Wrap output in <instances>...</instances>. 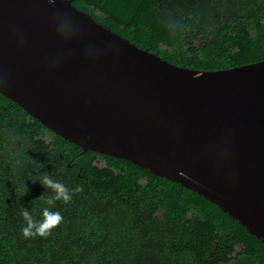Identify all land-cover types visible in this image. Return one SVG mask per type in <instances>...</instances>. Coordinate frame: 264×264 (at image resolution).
<instances>
[{
  "label": "water",
  "instance_id": "water-1",
  "mask_svg": "<svg viewBox=\"0 0 264 264\" xmlns=\"http://www.w3.org/2000/svg\"><path fill=\"white\" fill-rule=\"evenodd\" d=\"M0 94L83 151L196 192L264 243V59L178 66L71 0H0Z\"/></svg>",
  "mask_w": 264,
  "mask_h": 264
},
{
  "label": "trees",
  "instance_id": "trees-1",
  "mask_svg": "<svg viewBox=\"0 0 264 264\" xmlns=\"http://www.w3.org/2000/svg\"><path fill=\"white\" fill-rule=\"evenodd\" d=\"M159 57L215 70L264 59V0H71ZM70 189L47 238L40 179ZM25 193V194H24ZM24 194V195H23ZM0 264H264V243L217 204L128 160L83 151L0 94Z\"/></svg>",
  "mask_w": 264,
  "mask_h": 264
},
{
  "label": "clouds",
  "instance_id": "clouds-1",
  "mask_svg": "<svg viewBox=\"0 0 264 264\" xmlns=\"http://www.w3.org/2000/svg\"><path fill=\"white\" fill-rule=\"evenodd\" d=\"M50 2H54V0H50ZM39 181L45 188L50 189L53 194L47 197H41L44 204L47 205L42 209V220L35 219L27 208L21 209L23 219L26 221V226H24L21 231L26 239L35 238L37 236L47 238L51 235L52 230L59 227L64 219L59 211L51 210L55 206L56 201L69 204L72 202L74 193L83 191V187L80 185L75 189H70L64 183L52 179L48 174H44Z\"/></svg>",
  "mask_w": 264,
  "mask_h": 264
}]
</instances>
